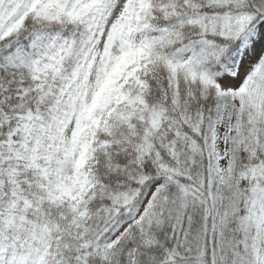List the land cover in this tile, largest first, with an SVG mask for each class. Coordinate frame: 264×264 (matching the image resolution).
I'll list each match as a JSON object with an SVG mask.
<instances>
[{"label": "snow or ice", "instance_id": "obj_1", "mask_svg": "<svg viewBox=\"0 0 264 264\" xmlns=\"http://www.w3.org/2000/svg\"><path fill=\"white\" fill-rule=\"evenodd\" d=\"M0 264H264V0H0Z\"/></svg>", "mask_w": 264, "mask_h": 264}]
</instances>
